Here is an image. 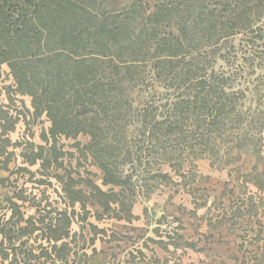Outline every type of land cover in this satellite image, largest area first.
<instances>
[{
  "label": "rangeland",
  "instance_id": "rangeland-1",
  "mask_svg": "<svg viewBox=\"0 0 264 264\" xmlns=\"http://www.w3.org/2000/svg\"><path fill=\"white\" fill-rule=\"evenodd\" d=\"M72 1L105 92L56 126L0 63V264H264V0Z\"/></svg>",
  "mask_w": 264,
  "mask_h": 264
},
{
  "label": "trees",
  "instance_id": "trees-1",
  "mask_svg": "<svg viewBox=\"0 0 264 264\" xmlns=\"http://www.w3.org/2000/svg\"><path fill=\"white\" fill-rule=\"evenodd\" d=\"M73 6L72 0H0V63L10 65L20 92L22 95L32 97L36 109L39 110L44 106L45 110L48 108L51 111L54 106L58 107L59 101L62 103L63 107H58V111L62 110V115H50L56 126L57 119L67 123L80 121L74 111L88 109L91 102H93L91 106L96 105L98 95L105 92V83H101L97 75L84 78L83 84L94 83L95 85L94 88L83 93L76 90L74 94L68 95L64 89H58L56 80L60 77L61 70L59 60L61 53L65 51L64 48H67L65 44L70 43V46L76 45L77 49L80 48V43L68 42L71 37L65 35L68 31L60 26L65 16L73 13L75 8ZM59 27L63 32L57 31ZM46 31L49 33L48 41L56 42L58 38L63 36L65 38L59 45L58 42L44 44L43 35ZM44 48L49 51L43 53ZM99 55L102 54L96 53L94 63ZM74 56L77 55L74 54ZM30 78L34 79L32 83ZM48 78L53 84L56 82L54 87L41 85L42 81ZM81 78L83 77L76 79ZM49 96L57 98L49 100ZM65 96H69L68 99H65ZM58 133L62 135L64 131H57L56 134Z\"/></svg>",
  "mask_w": 264,
  "mask_h": 264
}]
</instances>
